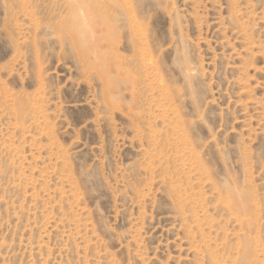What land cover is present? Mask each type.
Here are the masks:
<instances>
[{
	"label": "rangeland",
	"instance_id": "1",
	"mask_svg": "<svg viewBox=\"0 0 264 264\" xmlns=\"http://www.w3.org/2000/svg\"><path fill=\"white\" fill-rule=\"evenodd\" d=\"M0 264H264V0H0Z\"/></svg>",
	"mask_w": 264,
	"mask_h": 264
},
{
	"label": "bare ground",
	"instance_id": "2",
	"mask_svg": "<svg viewBox=\"0 0 264 264\" xmlns=\"http://www.w3.org/2000/svg\"><path fill=\"white\" fill-rule=\"evenodd\" d=\"M115 4H116V3H115ZM127 14H128V13H127ZM246 250H247V249L245 248V249H244V252H243V254H244V255H246V254H247V253H245V252H246Z\"/></svg>",
	"mask_w": 264,
	"mask_h": 264
}]
</instances>
